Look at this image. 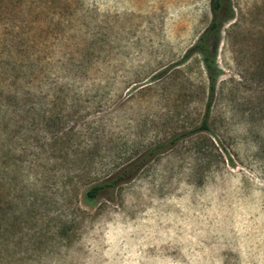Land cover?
Listing matches in <instances>:
<instances>
[{
	"label": "rangeland",
	"instance_id": "1",
	"mask_svg": "<svg viewBox=\"0 0 264 264\" xmlns=\"http://www.w3.org/2000/svg\"><path fill=\"white\" fill-rule=\"evenodd\" d=\"M228 5L194 130L212 0H0V264H264V0Z\"/></svg>",
	"mask_w": 264,
	"mask_h": 264
},
{
	"label": "trees",
	"instance_id": "2",
	"mask_svg": "<svg viewBox=\"0 0 264 264\" xmlns=\"http://www.w3.org/2000/svg\"><path fill=\"white\" fill-rule=\"evenodd\" d=\"M224 0H212V18L203 30V32L197 37L193 44L188 48L183 59L190 54L199 57L203 69L205 71L206 79L208 81L209 98L206 103V110L200 124L194 129L199 128L208 130L209 126L207 123V114L210 98L212 97L213 88L217 76L219 74V69L215 62V51L218 44L219 32L223 21L227 20L232 16V11L230 6L223 7ZM189 132L176 133L172 135L165 142H159L154 146L150 147L143 154L136 157L134 160L120 166L107 176L101 178L100 180L93 182L82 190V196L85 202L89 203L97 198L101 192L112 191L121 183L125 182L131 178L135 173V170L139 168L143 161L146 160L148 156L154 154L157 150L165 148L166 144H173L177 141L183 134H188Z\"/></svg>",
	"mask_w": 264,
	"mask_h": 264
}]
</instances>
